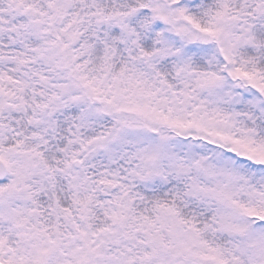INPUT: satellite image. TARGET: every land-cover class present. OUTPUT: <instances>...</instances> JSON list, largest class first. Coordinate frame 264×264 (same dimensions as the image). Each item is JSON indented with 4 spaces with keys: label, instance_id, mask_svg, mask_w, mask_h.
I'll return each instance as SVG.
<instances>
[{
    "label": "snow or ice",
    "instance_id": "snow-or-ice-1",
    "mask_svg": "<svg viewBox=\"0 0 264 264\" xmlns=\"http://www.w3.org/2000/svg\"><path fill=\"white\" fill-rule=\"evenodd\" d=\"M0 264H264V0H0Z\"/></svg>",
    "mask_w": 264,
    "mask_h": 264
}]
</instances>
